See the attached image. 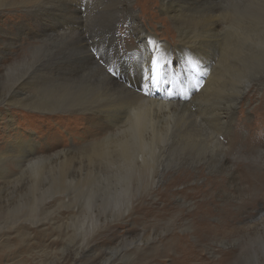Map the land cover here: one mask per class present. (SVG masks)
Instances as JSON below:
<instances>
[{
  "label": "rangeland",
  "instance_id": "obj_1",
  "mask_svg": "<svg viewBox=\"0 0 264 264\" xmlns=\"http://www.w3.org/2000/svg\"><path fill=\"white\" fill-rule=\"evenodd\" d=\"M131 1L130 8L128 0L82 2L83 41L54 27L50 10H0V264H264V225L256 228L264 215V56L251 66L235 56L241 48L264 54V0H211L189 9L188 24L200 18L190 27L206 41L213 82L202 99L179 108L178 134L161 146L153 171L159 179H135L129 193L106 187L114 167L87 154L104 137L96 112L122 110L140 92L114 84L104 62L114 61V42L136 45L131 25L123 27L125 10L160 43L178 45L160 13L171 0ZM212 16L214 34L206 26ZM125 53L114 71L135 50ZM156 64L161 90L154 95L183 102L198 88L194 62L181 60L169 74ZM218 109L227 126L208 140L202 126ZM26 142L35 145L29 158L18 153Z\"/></svg>",
  "mask_w": 264,
  "mask_h": 264
},
{
  "label": "bare ground",
  "instance_id": "obj_2",
  "mask_svg": "<svg viewBox=\"0 0 264 264\" xmlns=\"http://www.w3.org/2000/svg\"><path fill=\"white\" fill-rule=\"evenodd\" d=\"M35 1L36 0H0V10H9L13 7H17V9L19 8L21 10H50L48 15L55 21L56 24L54 27L62 30L66 35L77 33L78 37L81 38L80 41H83L82 31L85 26V13L83 10L77 9L85 0H41L37 3ZM171 1L172 4L170 7H167L165 10H160V13L172 23L173 31L178 40V45L175 48L169 46L167 43H160L158 37L153 32L148 31L139 23L133 10H125L128 15L126 14L123 20V27L127 24L131 25V35L135 36L136 45L122 48L119 44L114 42L109 48L110 55H113L112 59H114V61L104 62L108 77L114 84L123 87L128 92L133 89H138L140 91L130 99L127 98L125 100L122 110H118L115 107H105L95 114L98 116V119L94 120V122H97L99 125L98 128L101 130V134L104 137L102 141L92 145L87 154L96 164L104 165L107 168L114 167L111 168L113 169L111 175L112 185L106 187H112L116 190L120 189L130 193L135 179L138 181V185H140L143 177L150 178L151 183L159 179L153 171L159 170L157 162L158 159L161 158V146L171 142L170 140L173 138V135L178 134L182 119L178 115L179 108L188 107L194 99H202L203 94L210 89L213 82L209 72L213 60L211 59V55L209 57V53L206 51V41L203 40L202 34H199L200 38L196 36L190 27L192 25L194 27H199L200 18H197L193 24H188L187 21L188 15L193 11L189 9L195 5L202 6L211 0ZM82 5L80 7L81 9L83 7ZM166 5L167 3L163 1L162 7L164 8ZM125 6L127 8L132 7V1L128 0ZM69 12H75V14H68ZM57 17H61L62 21L57 20ZM210 18L211 20H208L209 23L206 24V26L209 27V32L214 34L217 31L218 24L213 19V16ZM257 32L261 34V30H257ZM117 37L120 38L121 35L119 34ZM241 40H243V36H241ZM8 45L11 46L13 44L9 43ZM145 45H148V47L145 48ZM157 49L160 53L159 56L155 54ZM96 50L97 48L95 52ZM129 50H135V53L127 59L128 61L126 64L122 63L123 65L122 67L120 66V71H114V64H118L120 57L124 52L127 53ZM256 50L251 52V48H247V52H243V48H241V52H235V56H237L239 60H244V62L249 58V64L245 62V66H251L255 64V60L259 58V55L264 56L263 52L257 54L259 50ZM121 52L123 53L122 55H120ZM227 52H229V50H227ZM150 53H152L153 56L149 57L148 55ZM2 54L8 55L5 50ZM231 54H233V52H231ZM175 56H177V58H175ZM123 57L125 56L123 55ZM153 59L159 62L161 64V69L164 72L167 71L168 74L170 72L175 73V69H173L174 65L178 67V69L182 66V64H180L181 60L185 64L189 61L194 62L195 65L193 66V70L200 74L198 80L200 84L196 91L187 95L189 96L188 99H184L185 101L183 102L169 100L168 98L170 97L163 94L161 97L157 96V93L154 95L153 92L161 90L159 78L154 72V74H151L156 77V83L154 85L144 79V77L149 76L146 71L152 68L151 61ZM91 60L95 61L98 59L91 56ZM124 60L125 58L123 61ZM227 60H229V58H227ZM165 61L168 62L164 64L163 62ZM108 69H112V71L109 72ZM233 70H237V68H233V64H231L232 74ZM241 70H243V66H241ZM237 74H239V72H237ZM240 76L241 74L237 76V83L241 81L238 79ZM127 85H130V87ZM239 86H241V84H239ZM203 87L205 88L202 91L201 89ZM237 92H239V90H237ZM165 94L169 95V93ZM225 96H227V94H225ZM241 97V95H238V97L232 101V111L237 109ZM225 117L221 109H218L213 114L211 120L206 122L207 125L202 126L201 131L208 135V140L214 137V133H221L220 130L222 131L223 128H226L227 125L223 126L226 124L224 123ZM100 122H104V124L102 125ZM110 129L111 133L109 132V134L108 131ZM216 130L219 132H216ZM30 144V142H26V144L21 145V147H17L19 149L18 153L23 152L24 156L29 158V156L34 153L33 150L35 146L31 144V147ZM27 153L29 154L27 155ZM61 157L63 158L62 163L66 164L68 157L65 156V154L64 156L61 155ZM5 160H7L6 157ZM23 161L24 163L30 162V160ZM18 163L21 164L22 161L20 160ZM63 179L66 180L65 178ZM80 181H85V177ZM146 184L149 185L150 182L148 181ZM262 211L263 208L259 206L258 213ZM258 219L257 229L263 227L264 215L262 217L259 216ZM104 264H110V261H105Z\"/></svg>",
  "mask_w": 264,
  "mask_h": 264
},
{
  "label": "snow or ice",
  "instance_id": "obj_3",
  "mask_svg": "<svg viewBox=\"0 0 264 264\" xmlns=\"http://www.w3.org/2000/svg\"><path fill=\"white\" fill-rule=\"evenodd\" d=\"M151 63H152V68L149 69L150 75L147 76V77H144V79L146 81H148L150 84H155L156 83V77L154 75H151V73L155 72V69H156V60L153 59L151 61ZM108 71L111 72L112 69H108Z\"/></svg>",
  "mask_w": 264,
  "mask_h": 264
}]
</instances>
